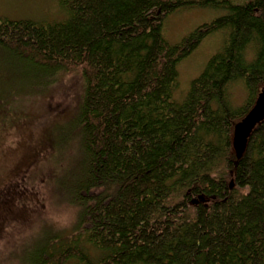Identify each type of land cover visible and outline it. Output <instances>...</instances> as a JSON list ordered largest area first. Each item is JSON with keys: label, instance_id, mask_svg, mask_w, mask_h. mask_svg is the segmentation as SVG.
Here are the masks:
<instances>
[{"label": "trees", "instance_id": "16d2710c", "mask_svg": "<svg viewBox=\"0 0 264 264\" xmlns=\"http://www.w3.org/2000/svg\"><path fill=\"white\" fill-rule=\"evenodd\" d=\"M59 2L60 21L0 19L20 78L39 92L60 73L80 80L61 124L77 153L59 183L78 218L68 233L42 231L20 263L264 264V119L239 159L232 148L264 88V0ZM192 8L220 14L169 42L166 19ZM214 34L218 48L177 97L179 64Z\"/></svg>", "mask_w": 264, "mask_h": 264}, {"label": "rangeland", "instance_id": "374dc122", "mask_svg": "<svg viewBox=\"0 0 264 264\" xmlns=\"http://www.w3.org/2000/svg\"><path fill=\"white\" fill-rule=\"evenodd\" d=\"M219 14L205 8L175 12L166 19V39L175 43ZM64 17L59 0H0V19L56 22ZM219 43L218 34L208 37L179 64L177 97ZM16 71L0 50V101L14 105L12 111L4 107L7 110L0 113V264H21L22 254L45 229L68 233L72 227L58 229L47 217L69 203L59 183L70 172L77 145L68 139L71 126L61 124L73 114L80 80L75 74L60 73L39 92L46 85L27 82ZM243 96L239 85L232 86L233 104H241Z\"/></svg>", "mask_w": 264, "mask_h": 264}, {"label": "water", "instance_id": "95a60500", "mask_svg": "<svg viewBox=\"0 0 264 264\" xmlns=\"http://www.w3.org/2000/svg\"><path fill=\"white\" fill-rule=\"evenodd\" d=\"M263 119L264 88H260L252 107L233 127L232 148L237 159L243 155L251 132L263 121ZM231 185L232 182H230V186Z\"/></svg>", "mask_w": 264, "mask_h": 264}, {"label": "clouds", "instance_id": "9594fccd", "mask_svg": "<svg viewBox=\"0 0 264 264\" xmlns=\"http://www.w3.org/2000/svg\"><path fill=\"white\" fill-rule=\"evenodd\" d=\"M79 209L72 203H64L57 207L56 210L50 211L48 221L58 229L71 227L78 218Z\"/></svg>", "mask_w": 264, "mask_h": 264}]
</instances>
